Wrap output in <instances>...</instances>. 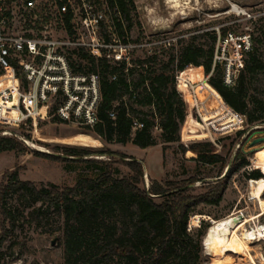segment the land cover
I'll list each match as a JSON object with an SVG mask.
<instances>
[{"label": "trees", "instance_id": "trees-1", "mask_svg": "<svg viewBox=\"0 0 264 264\" xmlns=\"http://www.w3.org/2000/svg\"><path fill=\"white\" fill-rule=\"evenodd\" d=\"M107 1L120 10V20L115 16L114 21L120 42L127 44L132 27L129 6L133 5V0ZM257 31L256 41H261L264 27ZM226 35L227 30L222 29L218 36ZM218 36L214 30L197 32L168 41L167 45L157 47L144 57L128 59L122 53L120 61L79 53L78 57L87 60L84 67L99 74L102 96L98 122L93 127H85V132L106 144L131 142L139 148H147L157 144L155 130L158 129L162 142H178L181 125L188 117L183 83L178 76L184 77L194 67L205 71L209 85L237 113L247 115L249 124L261 122L263 113L256 115L249 111L243 97L247 77L263 65L257 47L252 43L244 51L245 65L235 84L227 86L223 82L224 69L215 59ZM204 37L211 39L209 45L198 41ZM123 47L127 50V45ZM82 67L80 63L79 69ZM113 75L116 78L113 79ZM53 118L61 121L56 116ZM205 121L213 126L219 124L218 117ZM241 122L240 114L231 113L222 127L231 128ZM2 131L0 129V153L29 150L21 139L2 135ZM242 133L238 131L239 135ZM179 147L184 155L197 162H220L223 168L229 163L210 141L179 144ZM56 151L62 154L36 150L33 153L61 161L95 163L99 166L97 176H82L72 186L49 183L37 187L30 180H22L18 168L5 172L0 182V247L10 239L25 210L32 221L45 218L52 211L61 220L66 264H204L202 243L207 222L201 219L198 227L189 228L190 219L195 214H204L200 209L202 204L218 205L231 174L248 164L242 150L238 149L228 173L209 183L205 192L194 193L189 186L197 177L180 183L166 181L162 184L153 180L145 189L141 161L110 147L96 151L89 146L63 145ZM90 155L107 158H88ZM117 162L129 171L124 173L116 166ZM247 176L256 179L263 175L254 169ZM8 247L11 250L12 244Z\"/></svg>", "mask_w": 264, "mask_h": 264}, {"label": "rangeland", "instance_id": "rangeland-1", "mask_svg": "<svg viewBox=\"0 0 264 264\" xmlns=\"http://www.w3.org/2000/svg\"><path fill=\"white\" fill-rule=\"evenodd\" d=\"M56 1L58 0H40L45 5L52 3L53 8L57 4ZM98 1L96 0L97 3ZM132 4L129 6L132 19V27L128 33L129 42L127 44L120 42V54L127 55L128 59L144 57L157 47L164 46L165 43L167 45L168 41L180 37H188L207 30H214L218 36L222 29H226L225 37H217L215 50L222 69L226 66L231 72L236 73L245 65L244 58L246 59L247 55L244 52L246 49L244 45L251 47L254 43L263 65L258 72L247 77V90L243 97L248 103L249 111L256 115L263 113L261 122L249 124L247 115L237 113L217 93L218 91L209 85V76L205 71L194 67L188 70L184 77L178 76L183 83L182 95L188 115L181 125L178 142H162L160 131L156 129L157 144L147 148H139L131 142L106 144L94 134L86 133L85 128L54 120V116L49 115L42 119L36 112H32L33 117L26 116L22 104H19V109L17 108L19 95L17 80H14L10 73L3 75L1 71L0 122L3 123L0 125V129H3L1 134L21 139L29 150L24 153L13 150L0 153V182L5 172L15 168L19 169L22 180H30L37 187L49 183L72 186L82 176H97L99 166L95 163L71 159L61 161L33 153L36 150L61 155V152L56 151L58 146L79 145L89 146L96 151L110 147L136 157L145 170L143 182L145 189L149 188L153 180L162 184L166 181L180 183L197 177L198 180L189 187L194 193H202L207 190L209 183L228 173V165L232 164L237 150L241 149L248 164L231 174L220 203L202 204L200 209L204 214H195L189 224L198 227L197 217L207 222L208 229L202 243L204 264H219L220 260L221 264H264V238L246 239L245 229L235 236L239 244L231 245L227 252H221L223 247L218 251L213 249L211 251L205 246V238L214 221L242 214L248 217L257 216L252 218L245 228L253 229L264 223V204L250 198V181L254 178L247 176V173L254 169L263 175L262 170L256 167L254 158L257 152L264 148V141L253 146L250 143L254 138L264 137V36L260 37L261 41H256L258 28L264 27V0H133ZM97 5L100 6L99 3ZM110 10L106 30L108 33L115 32L120 37L114 21L115 7H111ZM53 34L65 37L60 26L53 27ZM198 41L206 45L211 43L209 37L200 38ZM124 45H127V50L124 49ZM73 59L87 65L85 58L74 55ZM231 113L241 115V125L222 127ZM214 117H218L219 120L216 126L205 121L206 118ZM238 131L243 133L239 135ZM201 141H210L216 152L228 158V165L223 168L220 162L215 164L197 162L184 155L179 147V144L190 145ZM29 142L35 145L32 146ZM87 157L107 158L104 155ZM116 166L124 173L129 171L121 162H117ZM262 196L264 200V191ZM9 201L14 202V199ZM62 236L61 220L52 211L47 213L45 218L32 221L25 210L20 215L10 239L0 247V264H66ZM53 241L55 242L52 243ZM9 244H12L11 250Z\"/></svg>", "mask_w": 264, "mask_h": 264}, {"label": "built area", "instance_id": "built-area-1", "mask_svg": "<svg viewBox=\"0 0 264 264\" xmlns=\"http://www.w3.org/2000/svg\"><path fill=\"white\" fill-rule=\"evenodd\" d=\"M56 2L53 8L40 0H0V72L17 80V108L22 104L26 116L36 112L42 119L50 115L77 127H93L102 97L100 76L83 64L79 69L73 56L88 53L120 61V37L106 30L112 6L107 0H99L100 6L96 0ZM113 14L120 20L117 7ZM58 26L65 37L53 34ZM215 59L220 61L217 54ZM239 71L225 66V85L233 86ZM42 109L45 113L40 114Z\"/></svg>", "mask_w": 264, "mask_h": 264}, {"label": "bare ground", "instance_id": "bare-ground-1", "mask_svg": "<svg viewBox=\"0 0 264 264\" xmlns=\"http://www.w3.org/2000/svg\"><path fill=\"white\" fill-rule=\"evenodd\" d=\"M42 113H45L44 109L41 111ZM32 146L35 144L29 142ZM255 165L258 169L262 170L263 176L252 179L250 181V198L252 200H256L259 202V204H264L262 192L264 191V148L260 149L255 158H254ZM264 212V211H263ZM242 215V214H238ZM235 215H232L228 219L224 220H218L214 221V225L210 228L208 235L205 238V246L209 250L212 251V249L215 251L219 248H222L221 252H227L231 248V245L235 244L238 245L239 242L236 241L235 236L237 233H239L242 229H245V234L244 238L246 239H253V238H264V223L258 224L255 228L253 229H248L245 228L247 223L251 221L252 218H255L257 216H243L241 220L234 226L232 227L233 224V217ZM259 216V215H258ZM243 237V236H242ZM258 238V239H259ZM239 239V238H238ZM244 240V239H242ZM241 240V241H242ZM230 248V249H229ZM222 255V254H221ZM225 255V254H224ZM222 263V260H220L219 264Z\"/></svg>", "mask_w": 264, "mask_h": 264}, {"label": "water", "instance_id": "water-1", "mask_svg": "<svg viewBox=\"0 0 264 264\" xmlns=\"http://www.w3.org/2000/svg\"><path fill=\"white\" fill-rule=\"evenodd\" d=\"M256 128H259V127H256ZM262 141H264V137H257V138H254L252 141H251V146H253V145H255V144H257V143H260V142H262ZM230 166H231V163L228 165V167H227V171L229 170V168H230ZM153 197H156L157 195H152ZM241 218H242V215H235L234 217H233V224H232V227H234L240 220H241ZM55 241H53L52 243H54Z\"/></svg>", "mask_w": 264, "mask_h": 264}]
</instances>
